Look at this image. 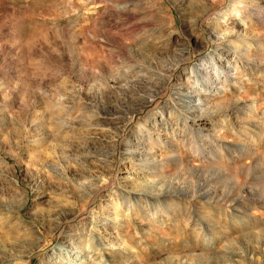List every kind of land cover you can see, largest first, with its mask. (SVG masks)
I'll list each match as a JSON object with an SVG mask.
<instances>
[{
  "label": "rangeland",
  "instance_id": "1",
  "mask_svg": "<svg viewBox=\"0 0 264 264\" xmlns=\"http://www.w3.org/2000/svg\"><path fill=\"white\" fill-rule=\"evenodd\" d=\"M0 264H264V0H0Z\"/></svg>",
  "mask_w": 264,
  "mask_h": 264
}]
</instances>
